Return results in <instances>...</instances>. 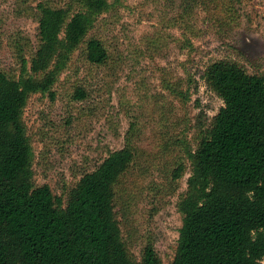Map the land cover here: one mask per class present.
Segmentation results:
<instances>
[{"label":"rangeland","instance_id":"rangeland-1","mask_svg":"<svg viewBox=\"0 0 264 264\" xmlns=\"http://www.w3.org/2000/svg\"><path fill=\"white\" fill-rule=\"evenodd\" d=\"M91 38L109 54L105 65L72 56L53 91L33 95L23 119L34 151L37 187L49 186L66 200L88 173L127 144L135 128L136 160L117 188L116 212L130 253L141 258L154 244L162 264L175 259L183 219L178 211L190 176L187 151L195 150L224 106L204 73L227 60L250 75L264 74V0H237L228 11L219 0H109ZM65 7L68 0H0V71L17 79V36L38 45V5ZM96 52L93 56H98ZM190 91L184 105L167 84ZM89 98H72L76 87ZM181 164L184 176L174 182Z\"/></svg>","mask_w":264,"mask_h":264},{"label":"trees","instance_id":"trees-1","mask_svg":"<svg viewBox=\"0 0 264 264\" xmlns=\"http://www.w3.org/2000/svg\"><path fill=\"white\" fill-rule=\"evenodd\" d=\"M219 1L231 11L237 0ZM37 8L36 51L27 59L29 40L17 36L19 77L0 71V264H162L151 242L140 259L130 253L117 218V188L136 160L134 127L124 148L109 153L66 200L35 184L23 119L28 101L36 94L54 100L56 83L83 46L91 64L108 62L103 42L88 36L113 4L68 0L65 7ZM203 78L224 106L187 151L190 176L178 203L183 224L172 264H264V74L221 60ZM166 89L184 105L191 95L180 84ZM72 98L89 94L78 86ZM186 171L179 165L173 181Z\"/></svg>","mask_w":264,"mask_h":264}]
</instances>
